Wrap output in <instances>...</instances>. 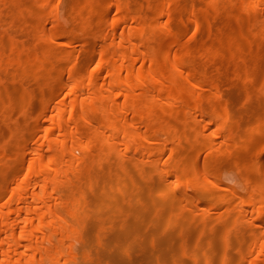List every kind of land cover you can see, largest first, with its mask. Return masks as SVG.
<instances>
[{"label":"bare ground","instance_id":"6f19581e","mask_svg":"<svg viewBox=\"0 0 264 264\" xmlns=\"http://www.w3.org/2000/svg\"><path fill=\"white\" fill-rule=\"evenodd\" d=\"M200 255L264 264V0H0V264Z\"/></svg>","mask_w":264,"mask_h":264},{"label":"rangeland","instance_id":"374dc122","mask_svg":"<svg viewBox=\"0 0 264 264\" xmlns=\"http://www.w3.org/2000/svg\"><path fill=\"white\" fill-rule=\"evenodd\" d=\"M198 38L201 39V37H198ZM36 82H37V79L31 78V77H27V78H25V81L23 82V86L25 85L26 87L27 86L28 87H30V86L32 87ZM232 82H233V79H231L229 77H226V78L223 79V83H224L223 90H224L225 93L227 92V89L229 88V86L231 85ZM232 100L235 101L233 98H232ZM237 107H238V104L233 106L234 109L236 108L235 110H238ZM116 217H120V213L117 214ZM144 232L149 234L151 232V229L150 228H148L146 230L144 229ZM105 235H107L109 237L108 234H105ZM107 236L105 238H107ZM150 245H152V244H150L149 242L145 243V241H144L143 247H142V245H141V247L140 246L131 247L132 249L130 248V250L128 251L129 253L124 254L123 256L125 258H129L130 260L131 259L132 260L139 259L141 257V255H142L143 251H146L147 249H150ZM199 258H200V264H206L205 260L203 259V257L201 255H200ZM184 259L187 260V261H192V259L190 258L189 255H186L184 257ZM107 264H114V263L109 260ZM155 264H159V263H155Z\"/></svg>","mask_w":264,"mask_h":264}]
</instances>
